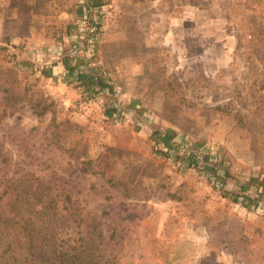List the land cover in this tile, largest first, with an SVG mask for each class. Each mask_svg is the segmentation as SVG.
I'll list each match as a JSON object with an SVG mask.
<instances>
[{
	"label": "rangeland",
	"instance_id": "rangeland-1",
	"mask_svg": "<svg viewBox=\"0 0 264 264\" xmlns=\"http://www.w3.org/2000/svg\"><path fill=\"white\" fill-rule=\"evenodd\" d=\"M101 2L0 0L1 215L37 224L38 264H264L263 1ZM190 7L193 36L225 14L216 73L151 26Z\"/></svg>",
	"mask_w": 264,
	"mask_h": 264
},
{
	"label": "trees",
	"instance_id": "trees-1",
	"mask_svg": "<svg viewBox=\"0 0 264 264\" xmlns=\"http://www.w3.org/2000/svg\"><path fill=\"white\" fill-rule=\"evenodd\" d=\"M86 4L91 9L100 8L102 2L101 0H86ZM62 66L68 73H73L76 70L68 58L62 59ZM96 77L100 89L107 87L101 74ZM43 113L38 112L37 115L41 116ZM174 134L173 130L168 129L165 132H155L152 138L168 151L171 150V140ZM26 209L25 205L23 211ZM36 225L31 219L23 220L17 216L9 218L8 215L2 216L0 213V264H38L35 263L33 250L34 237L39 231ZM51 254L50 258L46 260L49 264H76L75 260L79 259L75 254L56 253V250H53ZM89 258L87 264H93V258L90 256Z\"/></svg>",
	"mask_w": 264,
	"mask_h": 264
},
{
	"label": "crops",
	"instance_id": "crops-1",
	"mask_svg": "<svg viewBox=\"0 0 264 264\" xmlns=\"http://www.w3.org/2000/svg\"><path fill=\"white\" fill-rule=\"evenodd\" d=\"M189 9V10H188ZM157 10V9H156ZM205 11L199 8H194V7H190V8H184L182 11H168L165 13H161L158 11L156 14H154L153 16H155L157 18L156 24L152 23L151 26H157L158 25V21L159 17L161 16H165L167 18V26L165 27L167 33L165 36V41L168 45H170L172 43V47L174 50H176L177 52H179V56H181L182 58L180 59V66H186L189 65L191 63L194 64H205V65H209L212 66L213 68L215 67V71L214 73H216L218 67L220 65H222L223 63L228 61L229 54L231 53L230 51H224L225 47L228 46V43H225L226 40H224V33L222 30L223 27V19L225 17V14L218 10L215 13V19H210L208 21H204L203 25L204 26H210L212 29H216L218 30L215 34L213 32L210 31L209 32H205L204 30L202 31L200 28H198V31L196 30L198 27V23H196L194 21V23H196V37L195 38L197 41H205V44L201 45L202 49H201V54H199L197 57H192L188 59H185V54H184V50H185V44L182 42H178V41H173L172 37L175 33H177L176 35H178V40L179 39H188V36H193V35H189L188 31L189 29L187 28V22L190 20H197L195 16H198V18L200 17H205L204 16ZM165 14V15H162ZM207 18V17H206ZM200 22V21H198ZM158 27V26H157ZM203 28V26H202ZM194 30V32H195ZM191 31V30H190ZM191 33V32H190ZM200 33V34H199ZM185 36L187 38H185ZM193 36V37H195ZM214 36V37H213ZM225 36V35H224ZM181 37V38H180ZM153 39V37H152ZM201 39V40H200ZM174 43H173V42ZM232 43V42H231ZM231 45V44H230ZM228 48V47H227ZM230 48V47H229ZM227 59V61L225 60Z\"/></svg>",
	"mask_w": 264,
	"mask_h": 264
},
{
	"label": "built area",
	"instance_id": "built-area-1",
	"mask_svg": "<svg viewBox=\"0 0 264 264\" xmlns=\"http://www.w3.org/2000/svg\"><path fill=\"white\" fill-rule=\"evenodd\" d=\"M263 1V4H264V0H262ZM256 6H254V8H255Z\"/></svg>",
	"mask_w": 264,
	"mask_h": 264
}]
</instances>
